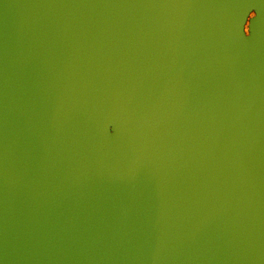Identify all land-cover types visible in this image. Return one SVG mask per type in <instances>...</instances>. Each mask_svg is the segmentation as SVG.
<instances>
[{
	"label": "water",
	"instance_id": "obj_1",
	"mask_svg": "<svg viewBox=\"0 0 264 264\" xmlns=\"http://www.w3.org/2000/svg\"><path fill=\"white\" fill-rule=\"evenodd\" d=\"M0 264H264V0H0Z\"/></svg>",
	"mask_w": 264,
	"mask_h": 264
},
{
	"label": "rangeland",
	"instance_id": "obj_2",
	"mask_svg": "<svg viewBox=\"0 0 264 264\" xmlns=\"http://www.w3.org/2000/svg\"><path fill=\"white\" fill-rule=\"evenodd\" d=\"M255 15H256L255 12H251V13H250V15H249V17H248V20H247L246 27H245V31H246V33L248 32V27H249L250 20H251L252 18H254Z\"/></svg>",
	"mask_w": 264,
	"mask_h": 264
},
{
	"label": "bare ground",
	"instance_id": "obj_3",
	"mask_svg": "<svg viewBox=\"0 0 264 264\" xmlns=\"http://www.w3.org/2000/svg\"><path fill=\"white\" fill-rule=\"evenodd\" d=\"M248 33V32H247Z\"/></svg>",
	"mask_w": 264,
	"mask_h": 264
}]
</instances>
